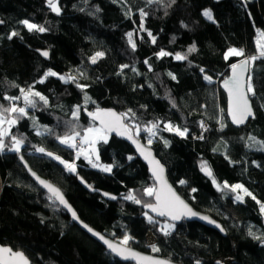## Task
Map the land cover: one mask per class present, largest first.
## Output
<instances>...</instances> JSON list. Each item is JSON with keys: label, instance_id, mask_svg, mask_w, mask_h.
<instances>
[{"label": "trees", "instance_id": "obj_1", "mask_svg": "<svg viewBox=\"0 0 264 264\" xmlns=\"http://www.w3.org/2000/svg\"><path fill=\"white\" fill-rule=\"evenodd\" d=\"M58 5L59 14L45 0H0V105L13 103L4 97H21L14 103L24 107L20 89L29 87L49 100L47 106L38 102L36 109L29 108V116L11 127L12 136L24 139L21 151L6 148L0 153V246L23 252L32 264H125L49 199L27 174L23 156L32 170L63 191L85 223L118 241L132 237L127 245L131 248L179 264H264V58L251 64L256 118L247 127L230 124L220 89L232 64L259 53L264 0H58ZM141 10L147 15L141 17ZM206 10L213 21L203 16ZM23 20L47 30L29 31ZM12 32L18 35L9 39ZM193 45L196 51L189 53ZM231 48L242 49L245 57L225 59ZM40 50L50 52L49 62ZM161 50L173 55L158 57ZM97 52L104 56L93 64L90 58ZM177 53L187 59L176 60ZM123 65L128 67L121 71ZM55 67L76 74V82L48 77L39 83ZM76 83L87 87L82 90ZM77 106L79 119L74 120ZM97 108L127 114L125 124L144 143L150 137L145 128L158 123L150 147L167 167L171 183L196 210L219 221L226 236L185 221L165 236L160 227L167 221L149 223L144 204L153 203V197L145 189L155 185L125 142L108 137L100 143V160L112 166L109 173L92 169L84 157L75 158L76 149L59 143L56 137L70 134L73 127L81 135L88 127H98L88 115ZM4 115L11 119L17 114ZM169 123L187 128L186 137L164 130ZM45 126L54 134L37 135ZM5 143L11 145V136ZM37 148L75 161L76 173ZM205 162L212 177L201 170ZM78 176L116 201L88 192ZM213 177L221 186L244 185L256 199L230 187L219 190ZM130 193L141 203L125 199ZM237 194L242 201L235 199ZM149 235L158 252L152 251Z\"/></svg>", "mask_w": 264, "mask_h": 264}, {"label": "snow or ice", "instance_id": "obj_2", "mask_svg": "<svg viewBox=\"0 0 264 264\" xmlns=\"http://www.w3.org/2000/svg\"><path fill=\"white\" fill-rule=\"evenodd\" d=\"M149 2H153V0H149ZM47 3L49 7L52 9V11L56 12L57 14L60 13V7L58 5V0H47ZM141 17H144L147 15L146 12L143 10L140 11ZM203 16L206 17L209 21H213V14L211 11H204ZM21 23L27 27L29 31H38V32H45L47 29L43 26L37 25L35 23H31L28 20H23ZM149 36H151V33H148ZM18 35L16 32H12L9 36V39L12 37H15ZM129 36V42L133 48L135 49L136 45L132 41V33L128 34ZM261 36H264V32L261 33ZM152 42L155 43V37L152 38ZM259 53L258 55H252L248 56L245 59H241L238 63L231 65L232 75L223 81V86L227 90L229 95V115L231 116L232 122L234 124H243L245 121L249 118H255L254 112L252 110L251 106V96H255V90L253 85V77L250 72V65L255 62L259 58H264V44H259ZM196 51L195 46L193 45L188 49V52H194ZM41 55L44 57L49 56L48 51L41 52ZM158 57H164V56H171L172 53L165 52L161 50L158 54ZM104 56L103 52H97L94 56H92L91 62L95 64L97 62L98 58H101ZM229 56H235V57H245V52L242 49H236L231 48L226 53L225 59H227ZM176 60H185L187 57L185 55H181L179 53L175 54ZM147 63V61H145ZM128 65L121 66V71H123L124 68H127ZM150 67V66H149ZM135 71V69H133ZM204 70L201 69V72ZM83 75V73H81ZM62 80L64 83L69 82H76V77L69 75L67 77L60 75L52 70H48L44 76L41 78L39 83H43L48 77H57ZM169 76L172 77V79H175V76L172 73H169ZM204 79L211 82L212 78L210 76L205 75ZM76 86L78 88H81L82 90L87 87V85H81L79 83H76ZM23 101H24V107H18L14 101L20 100L21 97H4V99L9 100L13 102L10 107L4 108L2 105H0V153H3L5 149L7 148L8 151H13L19 153L21 151L22 146L24 145V139L23 138H17L16 136H12L10 131L8 129H5L3 125L5 122L9 124V126L14 125L18 122L19 119H22L24 117L29 116L28 109H36L38 102L41 103L42 106H47L49 104L48 97L44 96L39 91H35L33 87H29L27 90L20 89ZM89 97H85V102L87 103ZM94 103V101H93ZM131 111V110H129ZM14 113L17 114L14 118H7L4 113ZM79 112H80V106L76 107V110L72 113L74 120L79 119ZM88 115L92 117L94 121L100 122V127H88L84 130V134L82 136L83 145H87L88 148L91 149L92 153L96 152L95 144L98 140H103L105 143H107L108 140V134L115 131L117 134L124 135L128 134L129 129L126 124L123 123V117L127 114H117L114 111H106L103 109L97 108L95 112H89ZM134 115V114H133ZM201 127L203 128V122H201ZM159 128L158 123H153L151 127H146L145 131H147L150 134L148 143H152L151 137L155 136L157 132L156 129ZM164 130L169 132H176L180 136H186L188 129L185 128L181 130L178 126H173L170 123L166 124L164 127ZM139 127L137 126L136 129V135L139 134ZM52 135L54 134L52 129H49L45 126L44 131H37V135ZM11 136V145H7L5 143V137ZM78 137H81V132L76 131L75 127L72 128L70 134H66L64 136H57L56 139L59 141L60 144L66 145L68 148L76 149L75 158L78 160L81 155L84 156V159L88 161L89 164L92 165V167H101V169L105 172H111L112 166L111 165H98L94 160L92 159L91 155L89 154L88 148H85L84 146H78L75 141ZM127 138L132 141L133 144L136 145L137 149L141 152V155L145 157V159L149 160V163L153 165V175L155 178L160 181V188L156 189L154 187H148L145 189V193L149 197L155 198V203H146L144 204L145 208L150 209L153 213H156L159 217H168L173 221L180 220L185 217L189 216H197L198 214L195 213L171 188L170 185L167 184V181L162 178L163 173V166L160 165L159 161L155 160L154 158L149 159L151 157L150 151H145L144 147L140 145L135 139H133V136L128 134ZM203 138V137H201ZM254 139V138H252ZM164 143L167 145L168 141H164ZM261 144H264V142H260ZM37 152L44 153L49 157L53 156V153L46 152L44 148H37ZM132 157H129L131 159ZM23 159V157H21ZM55 159L59 160L60 163L64 164L65 168L72 173H76V164L75 161L73 162H67L62 160L60 157L56 156ZM97 161L99 159L98 155L95 158ZM201 170L205 172L206 175L212 177V171L206 166V162L201 164ZM32 175L35 177V179L39 182L40 185H42L45 189L48 190V192L51 194L49 196V199L58 202L59 205H63L70 213L74 220H78L77 213L71 208V206L68 204L67 200L65 199L63 193L55 187L54 185L46 182L45 180L41 179L39 176H36L35 173H32ZM181 184L186 183L185 181L181 180ZM213 184L216 185V187L223 191L224 188H231L233 192H236L237 189H240L243 191L244 195L251 196L252 199H256L255 196L252 195L251 192L248 191L247 188L244 187L242 184H235L229 186L227 182H224V184L221 186L218 184L213 177ZM195 191V189H193ZM107 195V193L105 194ZM115 199V197H112ZM125 199L132 200L137 204L141 203V200L138 199L134 194H129L125 197ZM235 199L237 201H242L243 196L240 194H237ZM259 203V202H258ZM261 210L264 211V204L261 205ZM144 215L147 217V220L151 224H156L158 221H156L153 216L149 215L147 212L144 213ZM200 219L208 220L209 223H215V221L210 220L206 216H201ZM89 232H92L93 235H96L99 237L100 240L104 242L108 246V248L111 250V252L115 253L118 256H121L123 259L127 260L129 258L132 259H139L141 264H169L167 261L154 259L150 256H140V254L133 252L130 248H121L120 245L127 246L129 241L133 239L129 236H124V238L119 242V244L113 243L107 239H105L104 236L100 235L99 233L93 232V230L88 227V225H83ZM217 227H220V225H216ZM175 228V224L171 223H165L160 227V231L163 232L165 236H168L171 234V230ZM221 231L223 229L221 228ZM250 235H253L251 231L249 232ZM256 239H260V237H255ZM152 251L158 252L159 248L156 246H152ZM125 252L128 254L125 255ZM0 264H30V261L28 258L24 255L23 252L14 251L12 248L9 247H3L0 246ZM197 264H200L199 261H197ZM217 264H220V262H217Z\"/></svg>", "mask_w": 264, "mask_h": 264}, {"label": "water", "instance_id": "obj_3", "mask_svg": "<svg viewBox=\"0 0 264 264\" xmlns=\"http://www.w3.org/2000/svg\"><path fill=\"white\" fill-rule=\"evenodd\" d=\"M47 2V0H45ZM0 25H4V23L0 22ZM43 51H47V50H40L38 51L39 55L46 61H50V52H49V56L48 57H44L41 55V52ZM250 72H251V65H250ZM232 75V70H230L229 72V76L228 78ZM227 78V79H228ZM226 80V79H225ZM220 89L223 91V93L226 95V115H227V118L230 122V124L236 128V129H242V128H245L249 125V123L251 121H254L255 118H256V114H255V109L253 107V103H252V100H251V106H252V110L254 112V115H255V118H252V117H249L245 123L243 124H234L232 122V119H231V116L229 115V95H228V92L227 90L224 88L223 86V81L220 83ZM103 110H110V111H114L116 112L118 115L119 113L116 111V110H113V109H106V108H102ZM90 120L93 121L95 124H97L98 127H100V122L97 120V121H94L92 119V117H90ZM123 123L125 124V121H124V117H123ZM129 129V127H128ZM128 134L132 135L133 136V139H135L140 145H142L145 149V151H150L151 152V157L149 159H152L154 158L155 160L159 161L160 165L163 166V173H162V178L164 180L167 181V184L171 186V188L175 191V193L195 212L197 213L198 215L197 216H189V217H185V218H182L180 220H177V221H173L171 220L170 218L168 217H159L156 215V213H153L150 209L148 208H145L146 212L153 216L154 219L156 220H159V221H167L168 223H171V224H175V226L177 225H180L183 221L187 222V223H197V224H200L204 227H207L209 229H212V230H215L217 232H219L221 235L223 236H226V232L222 226V224L215 220L210 214H208L207 212H203V211H198L196 210L183 196H181L179 194V192L176 190V188L173 186V184L171 183L170 179H169V176H168V169L167 167L161 162V160L157 157L155 151L150 147L148 146L146 143L142 142L141 140H139L138 138H136L131 130L129 129V132ZM128 134H124V135H120V134H117V132L113 131L111 133L108 134L109 137H114V138H117L123 142H125L127 145H129L131 147V149L134 151V153L136 154L137 158L146 166V168L148 169V172H149V175L151 176V178L153 179V182H154V185H155V188L156 189H159L160 188V181H158L155 176L153 175V165L149 163V160L148 159H145V157L143 155H141V152L137 149L136 145L132 143L131 140H129L127 138V135ZM23 157V156H22ZM20 160H21V163L22 165L24 166L27 174L30 176V178L32 179V181L41 189L43 190L48 196H50L51 194L48 192L47 189H45L42 185L39 184V182L35 179V177L32 175V173H35L36 176H39L41 179L45 180L46 182L54 185L53 183H51L50 181L44 179L43 177H41L38 173H36L34 170H32V168L30 167V165L28 164V162L26 161V159L23 157V159H21L20 157ZM78 181H79V184L85 189L87 190L88 192L94 194V193H98L99 195H101L105 200L107 201H110V202H115L116 199H113L112 197H115L114 195L110 194V193H107V192H102V191H98V190H95L93 189L91 186H89V184L83 179L81 178L80 176H78ZM55 186V185H54ZM57 187V186H55ZM58 189H60L59 187H57ZM60 191L63 193V191L60 189ZM107 193V195H105ZM64 195V193H63ZM65 199L67 200L68 204L71 206V208L76 212V210L73 208V206L69 203L68 199L66 198V196L64 195ZM64 212L67 213V215L69 216V218L71 219V221L77 225L82 231H84L89 237H91L93 240H95L96 242H98L102 247H104L105 250H107L114 258H116L117 260L121 261L122 263H125V264H141L140 260L139 259H132V258H129L127 260L123 259L121 256H118L116 255L115 253L111 252V250L108 248V246L106 244H104V242L102 240L99 239L98 236L96 235H93L92 232H89L87 230V228H85L83 225H88L87 223H85L81 218L80 216L78 215L77 213V216H78V220H74L71 216V213L63 206V205H59L58 202H55ZM153 203H155V198L153 197ZM201 216H206L208 217L210 220L212 221H215V223H209L208 220H203V219H200ZM220 225V227H217L216 225ZM88 227H90L88 225ZM93 232L95 233H99L100 235L104 236L105 239L113 242V243H116V244H119L120 241L116 240V239H112V238H109L103 234H101L100 232H98L97 230L93 229L92 227H90ZM221 228L223 229V231H221ZM121 248H130L133 252H136L138 254H140V256H150V257H153L154 259H158V260H163V261H167L169 262V264H179V263H175L171 260H168L166 258H163V257H160V256H157V255H152V254H149V253H144V252H141V251H138L134 248H131L130 246H125V245H120ZM128 253L125 252V255H127ZM25 255V254H24ZM26 256V255H25ZM29 260V259H28ZM30 261V260H29ZM30 264L31 261H30Z\"/></svg>", "mask_w": 264, "mask_h": 264}, {"label": "rangeland", "instance_id": "obj_4", "mask_svg": "<svg viewBox=\"0 0 264 264\" xmlns=\"http://www.w3.org/2000/svg\"><path fill=\"white\" fill-rule=\"evenodd\" d=\"M118 1V0H117ZM208 11V10H207ZM212 13V12H211ZM261 33L262 32H260L259 33V36H258V38H257V48H258V51L260 50L259 49V47H258V42H259V44H264V36H261ZM52 71H54V72H56V73H58V74H60V75H63V76H65V73H62L61 71H60V69H58L57 67H55ZM76 78H77V76H76V74H73ZM58 77V76H57ZM169 132V131H168ZM170 133H173V134H176V135H178L176 132H170ZM84 134V133H83ZM83 134L81 135V137H78L79 139H76V141L77 140H80L81 141V146H84L85 148H88V146L87 145H83V140H82V136H83ZM178 136H180V135H178ZM109 137V136H108ZM180 137H186V136H180ZM151 139H152V143L154 142V139H155V136H153V137H151ZM148 140H149V138L147 139V142H146V144L148 145V146H151L152 145V143L151 144H149L148 143ZM75 141V143L77 144V142ZM108 141V140H107ZM104 141L103 140H98L97 141V143L95 144V149H96V152L95 153H92L91 152V149L90 148H88V151H89V154L91 155V157H92V159L94 160V162H96L98 165H105V164H103L102 162H101V160H100V154H99V145H100V143H103ZM98 155V157H99V159H98V161L95 159L96 158V156ZM82 157H84L83 155H81ZM55 157H56V155H54L53 154V156L51 157V158H53V159H55ZM56 161H59V160H57V159H55ZM60 162V161H59ZM88 162V161H87ZM62 164V163H61ZM90 166H91V168L92 169H95V170H99V171H102V172H105V171H103L102 169H101V167H92V165L91 164H89ZM105 173H109V172H105ZM240 189H237L236 190V192L237 191H239ZM263 212V214H264V211H262ZM122 239H120L119 241H121ZM148 243H149V245H153L154 243H155V238L153 237V235H149V237H148Z\"/></svg>", "mask_w": 264, "mask_h": 264}, {"label": "crops", "instance_id": "obj_5", "mask_svg": "<svg viewBox=\"0 0 264 264\" xmlns=\"http://www.w3.org/2000/svg\"><path fill=\"white\" fill-rule=\"evenodd\" d=\"M12 126H13V125L9 126V124H8L7 122H5V124L3 125V127H4L5 129H8L9 131H10V129H11Z\"/></svg>", "mask_w": 264, "mask_h": 264}, {"label": "built area", "instance_id": "obj_6", "mask_svg": "<svg viewBox=\"0 0 264 264\" xmlns=\"http://www.w3.org/2000/svg\"><path fill=\"white\" fill-rule=\"evenodd\" d=\"M69 75H71L69 72L65 73V77H67ZM76 142H77L78 146H81V141L80 140H77Z\"/></svg>", "mask_w": 264, "mask_h": 264}]
</instances>
